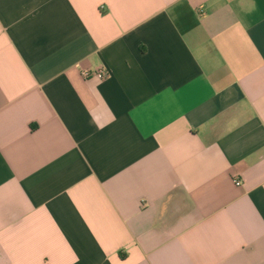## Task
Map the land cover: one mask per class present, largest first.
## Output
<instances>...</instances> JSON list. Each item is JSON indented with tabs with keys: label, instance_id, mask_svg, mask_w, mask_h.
<instances>
[{
	"label": "crops",
	"instance_id": "crops-1",
	"mask_svg": "<svg viewBox=\"0 0 264 264\" xmlns=\"http://www.w3.org/2000/svg\"><path fill=\"white\" fill-rule=\"evenodd\" d=\"M0 264H264V0H0Z\"/></svg>",
	"mask_w": 264,
	"mask_h": 264
},
{
	"label": "built area",
	"instance_id": "built-area-1",
	"mask_svg": "<svg viewBox=\"0 0 264 264\" xmlns=\"http://www.w3.org/2000/svg\"><path fill=\"white\" fill-rule=\"evenodd\" d=\"M90 76H95V77H98L100 79H104V78H106L108 76V73L103 68H99V69H96V70H93V71H90V70L82 71V77L88 78ZM233 182H234V185H236V186H240L241 185V181L239 179H234Z\"/></svg>",
	"mask_w": 264,
	"mask_h": 264
}]
</instances>
